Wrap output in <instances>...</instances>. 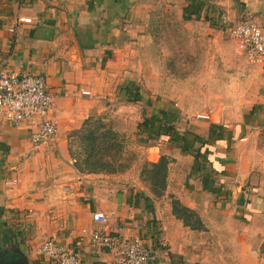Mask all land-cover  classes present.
<instances>
[{
    "label": "crops",
    "instance_id": "obj_1",
    "mask_svg": "<svg viewBox=\"0 0 264 264\" xmlns=\"http://www.w3.org/2000/svg\"><path fill=\"white\" fill-rule=\"evenodd\" d=\"M150 1L0 0V65L44 76L53 95L49 115L58 127L53 146L34 147L25 122L12 126L0 118V264H52L38 252L42 236L79 251L82 264H120L89 241L90 231L103 228L140 238L150 249L148 264H221L226 251L236 264H264V90L241 123L210 119L185 127L204 139L210 124L222 128L220 139L195 144L207 152L208 188L192 170L190 154L175 144L156 147L157 155L172 152L176 158L179 202L198 215L202 228L191 229L143 187L102 178L108 174L82 173L71 163L68 133L106 100L127 97L126 88H132L121 85L120 76L133 51L142 49L137 43ZM162 2L188 20L207 17L217 27L223 16L230 23L264 26V0ZM17 17L31 22L15 23ZM249 66L264 79V62ZM211 196L214 201L208 202ZM94 211L108 216L106 227L93 221Z\"/></svg>",
    "mask_w": 264,
    "mask_h": 264
},
{
    "label": "rangeland",
    "instance_id": "obj_2",
    "mask_svg": "<svg viewBox=\"0 0 264 264\" xmlns=\"http://www.w3.org/2000/svg\"><path fill=\"white\" fill-rule=\"evenodd\" d=\"M149 3L146 28L137 43L142 49L137 48L136 54L133 51L120 76V84H131V91L138 87L142 99L130 101L128 96H120L106 100L103 109L68 133V150L79 172L108 174L102 178L143 187L173 212L174 203L181 205L179 193L183 195L176 177L181 167L172 152L157 155L156 147L175 145L168 136L152 139L138 134L137 124L159 109L177 113L186 128L210 119L228 125L241 123L249 116V108L261 101L264 79L252 71L249 59L212 19L198 16L188 20L173 7L165 8L162 0ZM161 157L163 163L150 165ZM211 198L208 202L214 201ZM195 216L179 218L195 229L190 226L197 224ZM223 254L228 257L221 264H236L229 251Z\"/></svg>",
    "mask_w": 264,
    "mask_h": 264
},
{
    "label": "built area",
    "instance_id": "obj_3",
    "mask_svg": "<svg viewBox=\"0 0 264 264\" xmlns=\"http://www.w3.org/2000/svg\"><path fill=\"white\" fill-rule=\"evenodd\" d=\"M20 22H31V18L17 17L15 23ZM220 23L238 50L246 53L250 63L264 62V26L247 21L230 23L225 16ZM81 93L89 94V91ZM52 102L53 95L46 87L44 76L19 74L5 64L0 65V118L12 126L25 122L34 147L53 146L58 127L49 115ZM92 219L105 227L108 224V216L102 211H94ZM88 237L91 243L111 252L120 264H148L151 257L150 249L137 237L127 238L105 228L90 231ZM38 252L52 264H82L83 261L79 251L51 236L41 237Z\"/></svg>",
    "mask_w": 264,
    "mask_h": 264
},
{
    "label": "trees",
    "instance_id": "obj_4",
    "mask_svg": "<svg viewBox=\"0 0 264 264\" xmlns=\"http://www.w3.org/2000/svg\"><path fill=\"white\" fill-rule=\"evenodd\" d=\"M194 13V12H192ZM197 13V12H196ZM132 88H126L128 99L130 101H139L142 98V94L139 92V88L136 87L135 90L131 91ZM183 123L181 117L173 112L172 110L159 109L155 113L143 117L142 121L137 124V133L143 134L148 138L155 139L160 135H167L170 142L179 147L181 153L190 154L193 158L192 170L202 175V185L204 188L207 187V183L212 182L211 179V169L207 167L206 162V151L201 152L200 146H195L196 143L204 145L208 143L210 139H220L222 137V128L217 124H210L208 138L204 139L198 134L193 133L182 126ZM163 158L157 163H151V166H158L163 163ZM212 192L215 189L212 187L210 189ZM173 213L178 217H188L190 215L195 216L194 212L177 202L172 206ZM181 213V214H180ZM196 217V216H195ZM197 224L190 225L191 227H199L200 222L196 217ZM186 225H189L186 223Z\"/></svg>",
    "mask_w": 264,
    "mask_h": 264
}]
</instances>
